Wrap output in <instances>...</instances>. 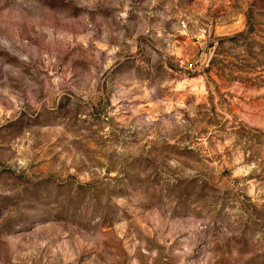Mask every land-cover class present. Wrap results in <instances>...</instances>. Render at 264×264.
Listing matches in <instances>:
<instances>
[{
	"label": "rangeland",
	"instance_id": "rangeland-1",
	"mask_svg": "<svg viewBox=\"0 0 264 264\" xmlns=\"http://www.w3.org/2000/svg\"><path fill=\"white\" fill-rule=\"evenodd\" d=\"M0 264H264V0H0Z\"/></svg>",
	"mask_w": 264,
	"mask_h": 264
}]
</instances>
